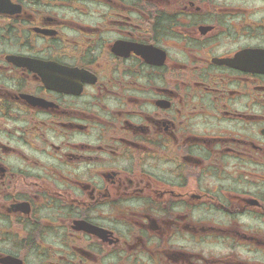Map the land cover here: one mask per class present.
Masks as SVG:
<instances>
[{"label":"flooded vegetation","instance_id":"af4514ba","mask_svg":"<svg viewBox=\"0 0 264 264\" xmlns=\"http://www.w3.org/2000/svg\"><path fill=\"white\" fill-rule=\"evenodd\" d=\"M0 264H264V0H0Z\"/></svg>","mask_w":264,"mask_h":264}]
</instances>
